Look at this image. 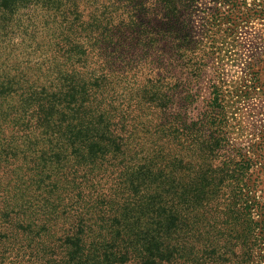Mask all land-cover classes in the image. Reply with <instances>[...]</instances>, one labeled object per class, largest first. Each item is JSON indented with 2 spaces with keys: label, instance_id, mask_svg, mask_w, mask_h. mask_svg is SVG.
I'll return each mask as SVG.
<instances>
[{
  "label": "trees",
  "instance_id": "16d2710c",
  "mask_svg": "<svg viewBox=\"0 0 264 264\" xmlns=\"http://www.w3.org/2000/svg\"><path fill=\"white\" fill-rule=\"evenodd\" d=\"M210 3L195 39V0H0V264H264L262 181L218 129L260 70L187 113L264 0Z\"/></svg>",
  "mask_w": 264,
  "mask_h": 264
},
{
  "label": "rangeland",
  "instance_id": "374dc122",
  "mask_svg": "<svg viewBox=\"0 0 264 264\" xmlns=\"http://www.w3.org/2000/svg\"><path fill=\"white\" fill-rule=\"evenodd\" d=\"M195 4L197 10L192 14L193 36L195 39H200L204 24L203 17L212 4L210 0H195ZM228 39L232 42L225 45L221 50V54H224L225 50L228 51L223 55L224 59L218 60V62H215L217 59L213 60L206 69L204 78L199 80L198 83L194 81L192 84H188L189 88L195 93V98H197L193 102L192 108L187 109L191 119L199 118V115L204 111L205 100L209 96V85L212 79L222 87L224 92L234 90L241 80L242 82L246 81L249 85L250 71L247 66L251 62L255 64L253 71L260 70V80L264 79L263 22L254 20L248 24L240 25L233 37L231 36ZM178 71L177 75L180 83L186 87L188 82L186 69L179 66ZM182 108L184 107L182 106ZM227 122V128L221 127V125L218 128L220 133L224 132L225 135L227 133L225 149L230 153L241 151L254 160V165L248 171V174H252V177H258L259 181H262L259 186L261 190L257 192L261 196L264 194V95L261 94L260 87H256L248 99L241 100L233 105L231 110L228 111ZM220 150L218 148L217 153ZM253 150L256 154L253 153ZM218 161H221V158L216 156V162ZM226 167L229 176L239 174L237 165ZM262 199L264 200V196Z\"/></svg>",
  "mask_w": 264,
  "mask_h": 264
}]
</instances>
